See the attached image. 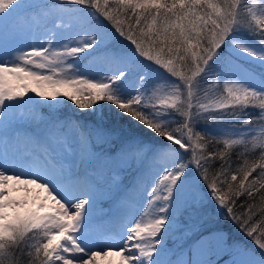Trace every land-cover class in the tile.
I'll list each match as a JSON object with an SVG mask.
<instances>
[{
    "label": "snow or ice",
    "instance_id": "snow-or-ice-1",
    "mask_svg": "<svg viewBox=\"0 0 264 264\" xmlns=\"http://www.w3.org/2000/svg\"><path fill=\"white\" fill-rule=\"evenodd\" d=\"M113 256L264 264V0H0V264Z\"/></svg>",
    "mask_w": 264,
    "mask_h": 264
},
{
    "label": "bare ground",
    "instance_id": "bare-ground-1",
    "mask_svg": "<svg viewBox=\"0 0 264 264\" xmlns=\"http://www.w3.org/2000/svg\"><path fill=\"white\" fill-rule=\"evenodd\" d=\"M12 195L15 196V197H20V196L23 195V193H22V192H13ZM103 207L107 208V204H104ZM106 259H107V258H106ZM100 264H106V261H103V260H102V261L100 262ZM113 264H115V263H113ZM116 264H117V263H116Z\"/></svg>",
    "mask_w": 264,
    "mask_h": 264
},
{
    "label": "trees",
    "instance_id": "trees-1",
    "mask_svg": "<svg viewBox=\"0 0 264 264\" xmlns=\"http://www.w3.org/2000/svg\"><path fill=\"white\" fill-rule=\"evenodd\" d=\"M233 159L235 160V159H236V157H235V156H233Z\"/></svg>",
    "mask_w": 264,
    "mask_h": 264
},
{
    "label": "rangeland",
    "instance_id": "rangeland-1",
    "mask_svg": "<svg viewBox=\"0 0 264 264\" xmlns=\"http://www.w3.org/2000/svg\"><path fill=\"white\" fill-rule=\"evenodd\" d=\"M108 206V205H107ZM105 208V207H104ZM170 246H171V242H170ZM214 258V257H213Z\"/></svg>",
    "mask_w": 264,
    "mask_h": 264
}]
</instances>
